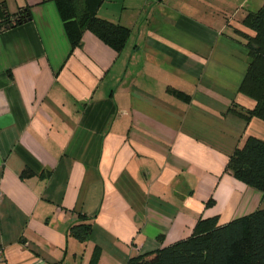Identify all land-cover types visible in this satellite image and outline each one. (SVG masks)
<instances>
[{"label":"crops","instance_id":"1","mask_svg":"<svg viewBox=\"0 0 264 264\" xmlns=\"http://www.w3.org/2000/svg\"><path fill=\"white\" fill-rule=\"evenodd\" d=\"M262 2L238 17L235 0H104L96 16L130 30L116 53L90 32L71 51L51 0H0V22L31 13L0 30V264H126L199 220L264 211L226 171L264 139L263 121L233 111L255 107L234 31ZM82 218L85 243L68 234Z\"/></svg>","mask_w":264,"mask_h":264},{"label":"trees","instance_id":"2","mask_svg":"<svg viewBox=\"0 0 264 264\" xmlns=\"http://www.w3.org/2000/svg\"><path fill=\"white\" fill-rule=\"evenodd\" d=\"M51 1L57 8L71 51L80 46L85 32L92 33L114 52L122 51L130 30L96 16L101 0ZM82 2L86 8L80 11ZM29 21V7L14 14L4 10L0 30L15 28ZM241 26L243 31L234 32L243 40L248 63L239 92L255 101V107L245 110L235 106L237 109L233 111L246 121L255 117L264 122V5L255 12H249ZM178 95L188 97L182 93ZM226 171L237 181L264 194V139L248 137L229 157ZM82 219L68 230V234L79 243H85L91 233L89 220ZM126 264H264V211H256L225 225H219L217 218L199 220L189 238L155 252L132 257Z\"/></svg>","mask_w":264,"mask_h":264},{"label":"rangeland","instance_id":"3","mask_svg":"<svg viewBox=\"0 0 264 264\" xmlns=\"http://www.w3.org/2000/svg\"><path fill=\"white\" fill-rule=\"evenodd\" d=\"M252 1V0H251ZM101 2V3H100ZM99 3L100 4H102L103 2H104V0H101ZM251 3L252 2H249V6L251 5ZM100 4H98V5H100ZM235 4H236V9L239 11L238 12V17L239 16H241V14H243L244 12H245V10L248 8V5H247V7L245 6V5H242V0H235ZM264 5V2H262L259 6H254L252 9H253V11L255 12V11H257L259 8H261L262 6ZM257 7V8H256ZM144 10H147V7H145V8H143V10L142 11H144ZM139 15H140V13H139ZM144 19V16L142 17V19H141V22H142V20Z\"/></svg>","mask_w":264,"mask_h":264},{"label":"built area","instance_id":"4","mask_svg":"<svg viewBox=\"0 0 264 264\" xmlns=\"http://www.w3.org/2000/svg\"><path fill=\"white\" fill-rule=\"evenodd\" d=\"M2 257H3V250H2V248L0 247V262L2 261Z\"/></svg>","mask_w":264,"mask_h":264}]
</instances>
